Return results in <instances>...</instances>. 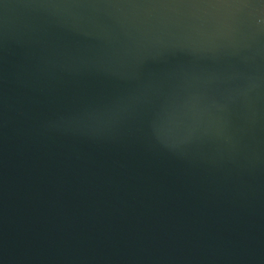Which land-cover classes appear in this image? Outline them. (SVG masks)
Masks as SVG:
<instances>
[{
    "label": "water",
    "instance_id": "1",
    "mask_svg": "<svg viewBox=\"0 0 264 264\" xmlns=\"http://www.w3.org/2000/svg\"><path fill=\"white\" fill-rule=\"evenodd\" d=\"M0 264H264V0H0Z\"/></svg>",
    "mask_w": 264,
    "mask_h": 264
}]
</instances>
